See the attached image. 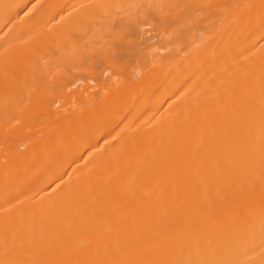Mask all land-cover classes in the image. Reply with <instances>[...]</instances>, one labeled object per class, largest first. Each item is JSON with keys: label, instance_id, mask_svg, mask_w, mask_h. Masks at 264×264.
Masks as SVG:
<instances>
[{"label": "bare ground", "instance_id": "bare-ground-1", "mask_svg": "<svg viewBox=\"0 0 264 264\" xmlns=\"http://www.w3.org/2000/svg\"><path fill=\"white\" fill-rule=\"evenodd\" d=\"M0 264H264V0H0Z\"/></svg>", "mask_w": 264, "mask_h": 264}]
</instances>
